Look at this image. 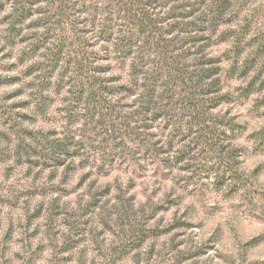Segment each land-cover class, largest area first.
I'll return each instance as SVG.
<instances>
[{
    "label": "clouds",
    "instance_id": "1",
    "mask_svg": "<svg viewBox=\"0 0 264 264\" xmlns=\"http://www.w3.org/2000/svg\"><path fill=\"white\" fill-rule=\"evenodd\" d=\"M0 264H264V0H0Z\"/></svg>",
    "mask_w": 264,
    "mask_h": 264
}]
</instances>
